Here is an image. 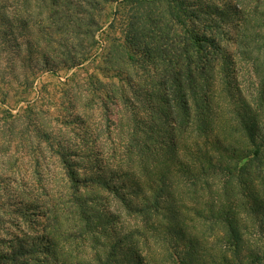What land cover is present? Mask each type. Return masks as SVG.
I'll use <instances>...</instances> for the list:
<instances>
[{
	"label": "rangeland",
	"instance_id": "374dc122",
	"mask_svg": "<svg viewBox=\"0 0 264 264\" xmlns=\"http://www.w3.org/2000/svg\"><path fill=\"white\" fill-rule=\"evenodd\" d=\"M147 1L20 0L0 9V255L7 254L0 264H118L129 247L144 257L159 254L158 264L163 260L166 245L143 235L146 219L127 212L94 180L118 185L136 206L131 190L121 184L124 170L144 161L150 154L145 149L156 153L160 148L166 125L154 128L148 107L131 100L133 92L143 96L137 89L156 94L169 83L170 66L146 48L162 46L151 36L150 17L162 34L168 16L179 15V1L187 4L197 31L212 35L233 57L242 92L254 100L263 92L264 106V78L237 55L235 44L241 19L249 24L247 34L260 21L264 35V0ZM207 7L233 12L211 35L204 27L209 17L191 13ZM170 22L179 36V24ZM206 54L202 64L208 79L219 66L212 50ZM116 73L133 89L122 86ZM258 166L252 162L247 169ZM72 176L78 205L85 207L65 203L71 213L50 211L58 192L72 196ZM257 227L251 231L257 233ZM20 246L24 255L16 251Z\"/></svg>",
	"mask_w": 264,
	"mask_h": 264
},
{
	"label": "trees",
	"instance_id": "16d2710c",
	"mask_svg": "<svg viewBox=\"0 0 264 264\" xmlns=\"http://www.w3.org/2000/svg\"><path fill=\"white\" fill-rule=\"evenodd\" d=\"M19 1L0 0V9L9 3L18 5ZM187 8L179 1V15L168 16V27L159 35L161 30L152 26L157 22L149 18L151 36H157L155 44L162 46L159 51L146 48L156 61L170 66L169 83L156 94L137 89L143 96L133 92L131 99L148 107L151 114L147 117L154 128L166 125L156 153L145 149L152 155L146 154V161H138L134 169L124 170L121 184L131 190L137 205L127 201L118 185L98 177L94 180L109 190L127 212L146 219L143 235L167 247L159 264H264V106L259 101L263 92L258 100L242 92L233 57L211 35L217 22L226 23L225 19L233 13L230 8L225 11L207 7L191 12L209 17L204 27L211 36L197 31L196 19H188ZM171 20L179 24V36L172 30ZM239 21L237 55L250 61L253 73L264 78V35L259 34L257 25L260 21L251 26L256 31L248 34L249 24ZM139 36L145 44V35ZM69 47L75 49L74 45ZM208 49L219 67L215 77L206 79L207 64H202V57L208 55ZM113 77L133 89L120 73ZM212 79L210 85L207 80ZM252 162L260 166L249 172ZM63 165L69 170L66 162ZM72 177V196L66 199L65 192H58L51 200L50 211L71 213L63 205H78L77 178ZM236 186L242 189L236 190ZM256 226L257 233H253ZM16 251L24 255V246ZM6 255H0V263ZM159 256L144 257L129 247L118 264H158Z\"/></svg>",
	"mask_w": 264,
	"mask_h": 264
}]
</instances>
